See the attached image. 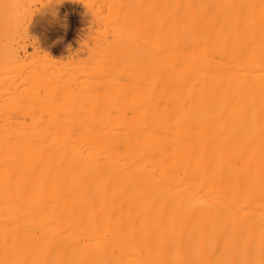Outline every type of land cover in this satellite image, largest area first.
<instances>
[{"label": "bare ground", "instance_id": "1", "mask_svg": "<svg viewBox=\"0 0 264 264\" xmlns=\"http://www.w3.org/2000/svg\"><path fill=\"white\" fill-rule=\"evenodd\" d=\"M108 2L69 65L0 21V86L34 66L0 114V264H264V0ZM47 4L34 50L76 0Z\"/></svg>", "mask_w": 264, "mask_h": 264}, {"label": "rangeland", "instance_id": "2", "mask_svg": "<svg viewBox=\"0 0 264 264\" xmlns=\"http://www.w3.org/2000/svg\"><path fill=\"white\" fill-rule=\"evenodd\" d=\"M108 1H111V0H99V1L97 0L95 2L93 0H76L74 12H66L62 10L59 13L58 18H57L59 21L56 20V22H51V23L43 22L40 26L37 27V30L33 31L35 34H37V36H39V40H40V42L37 44L36 50H34L32 46H30L32 39L30 36H28L27 32L30 31L31 28L29 29L27 28V26H29L31 22L29 21V19H31L30 17L31 13L34 15L36 14L39 15L42 9L46 10V8H48L47 6L51 3L50 1H49V4H47L48 0L46 1L45 0H22L19 2L21 3V5H19L18 3V7L22 6L21 9L19 8V10L17 9L18 7L16 9L11 8L9 10H6L7 13L6 11L2 12L3 10L2 11L0 10L3 15L1 16L2 18H4V19L1 18L0 21L1 23L4 22L7 28L8 26H10L8 31H10L9 36H10V40L12 39V43L15 46L14 48L19 47L20 49V46L26 47L27 45L26 47L27 53H30V54L34 53L36 55L38 53L42 55L45 52L47 53V51L49 50L50 52L49 51L48 52L52 54L51 56H53L52 59L56 60L55 64L57 66H60V65L66 64V62L67 63L71 62L72 61L71 59H73L74 57L83 58L85 56V51L87 49L86 45H90V46L93 45V47L96 46V50L99 51L100 47L101 48L104 47L103 45L102 46L100 45L101 43L103 44L105 41L107 42V40L108 41L113 40V37L111 36L112 31L106 33V34L111 33L110 36L107 35L108 37H111V39H107V38L105 39L104 32L105 30L106 31L109 30L110 28L109 26H111L112 24L111 18L114 17L113 18L114 20L115 17L117 16L116 13L118 11L116 9L117 11V12L115 11L116 16H114L115 14L113 13V11L115 10L114 6H116V4L113 5V3L111 4ZM103 2L105 4H103ZM44 3L47 4L46 7L42 6L44 5ZM100 4L104 6L107 5V6L106 8L104 7V9H103V6H101L102 10L101 9L98 10V7ZM27 5L29 7H27ZM108 5L111 8L108 7ZM112 6L114 7V9L112 8ZM45 10L43 11V13L45 12ZM49 12H50V9H49ZM92 12H95V13H92ZM63 19H67L68 25H69L65 35H63L64 34V28L62 25ZM114 28L115 27L112 25V30ZM113 31H115V29ZM29 34H31V31ZM101 40L103 42H101ZM106 42L104 43L105 45H106ZM69 44L73 48V49L71 48V51L72 50L74 51L72 52L74 53V55L76 54L75 56H72L67 52V46ZM30 54L29 56L26 57L21 52L22 58H20V60L17 59V61L15 62L13 61L12 63H10L12 65L9 64V66H12V67H9V70L5 72L6 74L3 73V75L5 74L6 76H8L7 79L9 83H11V84H7L8 82L6 79L7 85L4 83L2 84V86H0V108H1L0 114L3 113L2 115L3 118L4 116L6 117L9 112L11 113V111H8V109L4 110L5 112L8 111L7 113L3 112L2 110L6 109L3 107L8 106L7 103L10 100L12 101L14 99L13 98L14 94L16 93V97H19L22 100L23 98H21L20 94L22 95V97H25L28 92L27 89L30 86H28L29 84L26 81H22V79L24 80V77L30 71V69H28V66H30L31 69L32 67L34 68V66H32L29 61L31 57ZM28 57H29V60L27 59ZM96 58L97 59L101 58L99 53L96 54ZM3 66L4 65L2 61H0V69H2ZM81 71H85V69L81 68ZM24 90H26L27 92H24ZM17 94L19 95L17 96ZM25 99L26 98L22 100L23 103H26ZM21 105H24V104L21 103ZM12 114L8 115L7 117L12 116Z\"/></svg>", "mask_w": 264, "mask_h": 264}]
</instances>
